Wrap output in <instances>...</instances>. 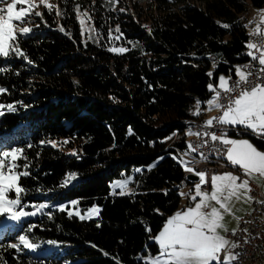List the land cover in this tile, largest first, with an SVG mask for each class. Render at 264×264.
<instances>
[{
    "label": "trees",
    "instance_id": "1",
    "mask_svg": "<svg viewBox=\"0 0 264 264\" xmlns=\"http://www.w3.org/2000/svg\"><path fill=\"white\" fill-rule=\"evenodd\" d=\"M138 1L147 0L132 7L55 0L61 15L40 5L43 18L34 17L32 32L18 41L32 63L0 57V104L15 108L0 117V150L24 149L18 163L28 167L16 169L30 173L18 181L23 211L47 205L3 231L0 264H146L158 253L153 238L179 208L182 186L193 183L177 157L187 148L186 123L200 119L194 106L200 100L205 107L208 85L249 60L245 18L249 8L264 9V0H150L158 14L144 19L130 11ZM77 8L90 17L91 38L81 32ZM251 138L264 150V140ZM70 173L76 180L61 187ZM121 178L130 193L111 187ZM93 206L96 217L75 214ZM18 234L33 244L52 241L61 252L11 248Z\"/></svg>",
    "mask_w": 264,
    "mask_h": 264
},
{
    "label": "snow or ice",
    "instance_id": "2",
    "mask_svg": "<svg viewBox=\"0 0 264 264\" xmlns=\"http://www.w3.org/2000/svg\"><path fill=\"white\" fill-rule=\"evenodd\" d=\"M0 4L5 5L0 7V57L8 58L15 55L28 60V57L20 49L18 41L20 37L32 32V28L27 25L33 16L43 18V14L35 9L43 5L49 12H52L53 9H56L57 15H61V12L55 5L49 3V0H39V4L35 0H11L10 3H7V0H0ZM17 5H26V7H19L17 10ZM261 12V22L257 24L250 35L264 36V10ZM81 15L87 17L88 14L86 12L81 14L77 8V17L83 31L85 20L81 18ZM223 27L228 28L229 25H223ZM60 30L63 31L64 29L61 28ZM116 31L119 32V27L116 28ZM247 48L250 49L247 55L254 61H258L259 65L264 66L262 46L249 42ZM108 50L118 54L127 51L125 48H109ZM253 50L259 54H254ZM28 62L32 63L30 60ZM244 67L250 66L245 65ZM2 71L5 69L0 68V72ZM260 72L259 82L253 83L250 87H246V85L249 84V77L253 73L245 72L240 67L235 69V75L238 79L233 84H229L230 76L226 78L222 75L219 77L218 85L214 86L211 83L208 85V89L213 95L205 102L206 110H218L221 114L208 119L206 121L207 127H213L215 122L216 125L224 126L225 129L231 127L243 131L250 130L254 135L264 140V67L261 68ZM208 75L211 77L213 73L209 72ZM5 91L4 88H0V93ZM225 99L227 103L223 102ZM201 105L202 102L197 100L193 115L201 114ZM0 107L4 106L0 105ZM7 108L9 111L15 110L11 104L7 105ZM188 134L193 133L189 130ZM195 135L199 136L200 133H195ZM204 135H210L212 141H219L223 147L217 150V154L225 158L234 168L238 167L245 176H252L253 174L264 176V151L258 150L248 139L230 138L227 135V130L220 135L215 132H206ZM48 143L52 147L57 146L55 142L48 141ZM64 143L67 144L68 141H64ZM188 147L191 151L197 150L191 144ZM23 152L24 149L22 148L0 150V215H7L8 219L13 221H20L22 217L36 215L35 212L23 211L21 194L25 192V189L19 185L18 181L22 176L26 177L30 174L28 171H16L18 168L26 169L28 167L27 164L18 163L19 159H26L23 157ZM72 154L75 155L76 153ZM180 162L184 165L186 172L193 173L199 178V182L194 183V194L190 195V200L194 202V206L178 210L166 220L162 230L153 238L158 245V253L149 256L146 264H230V260L235 259V257L222 260L220 255L229 243L225 236L220 234V230L227 232L226 225L223 223L224 214L231 212L230 201L233 197L239 199L241 189L250 190L249 181L247 179L241 181L240 176L232 172L214 174L208 177L206 172L188 167L187 162ZM76 178L75 173H70L61 187L67 186ZM238 181L240 182L238 183ZM127 183V180L117 181L114 187L123 189ZM206 185H210V192L204 190ZM11 192L15 193L14 198H9ZM120 194L123 195L124 192L121 191ZM182 195L187 194L182 193ZM70 203L76 205L78 201H71ZM18 206L20 207L19 211L16 210ZM34 207L39 211L47 205L40 204L34 205ZM59 210L65 211V205H60ZM99 211V208L93 207L88 210V215H80L79 212L75 214L84 220L90 219ZM68 215L72 217L73 212L68 211ZM18 240V244H11L10 247L15 249H19L21 246L26 249L38 247L30 241L27 235H20ZM49 243L54 242L49 241ZM232 246L235 247L236 245L233 244Z\"/></svg>",
    "mask_w": 264,
    "mask_h": 264
},
{
    "label": "built area",
    "instance_id": "3",
    "mask_svg": "<svg viewBox=\"0 0 264 264\" xmlns=\"http://www.w3.org/2000/svg\"><path fill=\"white\" fill-rule=\"evenodd\" d=\"M249 42L262 46V50H264V36L256 35L251 37ZM247 44L243 51V55L246 56H248L247 53L250 51L247 48ZM253 51L254 54H259V52ZM248 57L249 60L247 62L234 66V75H229L231 77L230 85L238 79L235 75L236 67L242 68L245 72L253 73L249 77V84L246 87L259 82L258 76H260V70L264 66L259 65L258 61H254L250 56ZM245 65L250 67L246 68L244 67ZM223 102L227 103V100L225 99ZM220 114L219 111L214 117ZM225 130H227L228 136L232 135V133L235 135L239 133V130L225 129L224 126L216 125L215 122L213 127H204V121L201 120V127L198 129L200 135L197 139H193L192 144L197 150L191 151V154H183L187 166L197 171L206 172L208 177L220 172H233L243 178L245 175L239 169L231 166L225 161V158L217 154V150L223 147L219 141H212L210 135H204L206 132H215L220 135ZM208 187L209 185H206L204 189ZM249 194L252 199L250 209L239 219L236 230L226 234L227 239L236 245L228 251L231 257H235V259L230 260V264H264V191L261 184L250 181ZM220 255L223 260L224 251Z\"/></svg>",
    "mask_w": 264,
    "mask_h": 264
},
{
    "label": "rangeland",
    "instance_id": "4",
    "mask_svg": "<svg viewBox=\"0 0 264 264\" xmlns=\"http://www.w3.org/2000/svg\"><path fill=\"white\" fill-rule=\"evenodd\" d=\"M11 2V0H7V3H10ZM35 2L37 3V4H39V0H35ZM123 2H124V4H127L129 7H132L133 5H134V2H136V0H123ZM49 3H51V4H55V0H49ZM3 6H5V5H2V4H0V7H3ZM42 6V5H41ZM121 6V5H120ZM156 5L153 3V2H151L150 0H147V1H141V2H139L138 1V3H137V8L136 9H132V8H130V11L132 12V14H134V15H136L137 16V14L139 13V18L140 19H144V17H146V18H148V17H150V15L151 14H153V15H156V14H158V9L155 7ZM19 7H26V5H17V10L19 9ZM39 8H40V6L37 8V9H35V10H37V11H39ZM249 11H248V13H247V15H246V18L245 19H251L252 17L253 18H255V15H258L259 14V12L257 13V10L258 9H254V8H249L248 9ZM262 10H264V9H262ZM259 11V10H258ZM252 12H254L253 14H252ZM81 13V12H80ZM250 13V14H249ZM81 14H83V13H81ZM249 15V16H248ZM34 17L35 16H33L32 17V19H31V22L27 25L28 27H31V28H33L34 26H35V22H34ZM249 17V18H248ZM81 18H83L84 20H85V23H84V26H83V31H82V28H81V24H80V20L78 19V17H77V20H78V22H79V25H80V28H81V32L83 33V35H84V37H88V38H91L93 35H94V30H93V27H92V24H91V22L89 21V19H88V17H85V16H83V15H81ZM260 18H262V17H260ZM250 32V31H249ZM3 58V57H2ZM223 76H225L224 74H222ZM222 75H220V76H222ZM227 77H228V75H227ZM0 88H3V87H1L0 86ZM211 98V97H210ZM206 102V101H205ZM0 105H2V104H0ZM4 106V105H3ZM204 106L206 107V104L204 103ZM202 108V105H201V112L202 111H204L205 112V114L204 115H206V116H208L209 114H208V110H206V108ZM194 109H195V106H194ZM5 111H8V108L6 107V106H4V107H0V117L5 113ZM175 134V133H174ZM171 135L170 136V138L167 140L168 141V143L170 144V143H172L174 140H175V138H176V136L175 135ZM187 134V133H186ZM187 136H188V138H191V135H189V134H187ZM6 150H10V149H6ZM184 168V167H183ZM185 171V170H184ZM221 173V172H220ZM220 173H217V174H220ZM188 174H190L189 172H186L185 171V176H187ZM193 174V173H192ZM68 177V176H67ZM123 180H127L126 178H121V179H117V180H114L113 181V183L111 184V187L113 188V189H116V188H119V187H114V184H115V182H117V181H123ZM73 181H75V180H73ZM73 181H71L69 184H71ZM128 181V180H127ZM190 181V180H189ZM193 183L192 184H184L183 186H182V188L180 189V192H179V194H180V203H179V208L176 210V212L178 211V210H184V209H186L187 207H189V206H194V202H192L191 200H190V195H192V194H194V183H198L199 182V178H198V180H196V181H192ZM209 187H210V185H209ZM209 187L208 188H206V189H204V190H206V191H208V189H209ZM123 191H124V193L125 194H128V193H130L131 192V190H132V186L129 184V183H127L126 184V186L122 189ZM182 193H184V194H187V195H182ZM250 195V194H249ZM15 197V193L14 192H11V193H9V198H14ZM251 197V196H250ZM251 202H252V199H251ZM241 203H242V198H241ZM240 203V204H241ZM240 204H239V206H240ZM19 207V206H18ZM17 207V211H19L20 209ZM93 207H96V206H93ZM92 207V208H93ZM92 208H90V209H92ZM96 208H98V207H96ZM250 209V208H249ZM27 212H35L36 214H37V210H26ZM248 211V210H247ZM246 211V212H247ZM245 212V213H246ZM85 215H88V211L86 212V214ZM98 214H96V215H92L91 217H96ZM244 215V214H243ZM242 215V216H243ZM2 216H5V218L3 219V220H1V218H2ZM33 216H35V215H33ZM33 216H28V217H22L21 219H23V218H31V217H33ZM241 216V217H242ZM6 217H7V215H0V237L2 236V234H3V231H5L6 229L7 230H13L14 229V227L12 226V222L11 221H9V220H7L6 219ZM171 217V216H170ZM240 217V218H241ZM239 218V219H240ZM239 221V220H238ZM15 224V223H14ZM165 224V223H164ZM18 226V225H17ZM238 226V225H237ZM163 227V226H162ZM162 230V228L159 230V232ZM236 230V229H235ZM158 232V233H159ZM221 232H222V230H220V234H221ZM228 232H233V231H227V232H224V234H222L223 236H225V238L227 239V237H226V234L228 233ZM157 233V234H158ZM20 235H24V234H18V235H16V236H14L13 237V239L11 240V241H8V244L9 245H11V244H18L19 243V240H18V237L20 236ZM228 240V239H227ZM229 241V240H228ZM230 242H231V244H230ZM229 243H228V245L226 246V248L223 250V251H226V250H230V249H232L233 248V242L232 241H230ZM36 245H38V247H36V248H34V249H26V251L27 252H29V253H31V254H46V253H50V252H53V253H57V252H61V249L60 248H58V246L56 245V244H54V243H48V242H45V243H39V244H36ZM23 247V246H22ZM230 248V249H229ZM157 254V253H156ZM155 254V255H156ZM151 256H154V255H151ZM226 258H229V255H226L225 256V259Z\"/></svg>",
    "mask_w": 264,
    "mask_h": 264
},
{
    "label": "crops",
    "instance_id": "5",
    "mask_svg": "<svg viewBox=\"0 0 264 264\" xmlns=\"http://www.w3.org/2000/svg\"><path fill=\"white\" fill-rule=\"evenodd\" d=\"M262 10V9H261ZM261 10H259V14L258 15H255V21H256V25H255V28L257 26V24H259L261 22V19L260 17H262V12ZM254 12H252L253 14ZM225 77L227 78V75H225ZM218 82H219V78L215 84L218 85ZM206 108V107H205ZM219 111L218 110H208V116L204 115L205 112L202 111L201 113V116H200V119L203 120L205 123L208 119L214 117ZM228 128H231V127H228ZM235 130H239L240 131V134L238 135H230L228 137L230 138H234V139H248L253 145H255L252 141V136L254 137H257L256 135H254L250 130L248 131H243V130H240L239 128L235 129ZM256 146V145H255ZM257 147V146H256ZM258 148V147H257ZM258 150H261L258 148ZM261 151H264V150H261ZM225 161L228 163V161L225 159ZM236 169H239L238 167H235ZM223 173H226V172H221L220 174H223ZM233 173V172H232ZM217 174V173H216ZM235 174V173H233ZM214 175V174H213ZM237 175V174H235ZM244 179H247L249 181V189H250V181H254V182H257V183H260L261 186H262V189L264 191V176H260L259 174H253L252 176H244L243 178H241V181L244 180ZM240 181H238L239 183ZM208 191L210 192L211 191V188L209 187ZM241 198H242V203H241ZM241 203V204H240ZM240 204V206H239ZM250 205H251V197L249 195V190L248 191H245L243 189L240 190V193H239V199H236L235 197L232 198V200L230 201V208H231V212L230 213H225L224 214V220H223V223L226 225V228H227V231H234L236 228H237V225H238V220L239 218L247 211L249 210L250 208ZM225 231L222 230L221 232V235L224 234ZM230 242V241H229ZM231 244V242H230ZM230 249V248H229ZM226 255H229V257H231V254L228 252V250L224 251V255H223V260L225 259V256ZM150 255H147L145 257V260H147V258L149 257Z\"/></svg>",
    "mask_w": 264,
    "mask_h": 264
},
{
    "label": "bare ground",
    "instance_id": "6",
    "mask_svg": "<svg viewBox=\"0 0 264 264\" xmlns=\"http://www.w3.org/2000/svg\"><path fill=\"white\" fill-rule=\"evenodd\" d=\"M256 10V9H255ZM259 11L257 10V13ZM250 14V13H249ZM249 16V15H248ZM249 18V17H248ZM247 25L249 26V28L251 29V33L254 31L255 29V25H256V21L255 19H253V17L251 19H247ZM256 35H250L249 36V41L251 39V37H255ZM249 43V42H248ZM201 127V119H192L190 121H188L186 123V130L187 132L189 133V130H191V132L193 134H191V138H188L187 139V148L182 150V151H179L177 153V157L179 159V162L180 161H184L185 162V157L183 156V154H191V150L189 149V145L193 144V139H197L198 136L195 135V133H198V129ZM204 127H207L206 126V123L204 122ZM181 163V162H180ZM182 164V163H181ZM183 165V164H182ZM184 167V165H183ZM192 174V173H191ZM19 221H14V223H18Z\"/></svg>",
    "mask_w": 264,
    "mask_h": 264
},
{
    "label": "water",
    "instance_id": "7",
    "mask_svg": "<svg viewBox=\"0 0 264 264\" xmlns=\"http://www.w3.org/2000/svg\"><path fill=\"white\" fill-rule=\"evenodd\" d=\"M186 179L187 180H190V181H196V180H198V177L197 176H195L194 174H188L187 176H186ZM33 256H38L37 254H32Z\"/></svg>",
    "mask_w": 264,
    "mask_h": 264
}]
</instances>
